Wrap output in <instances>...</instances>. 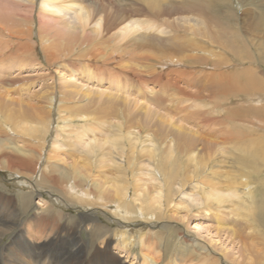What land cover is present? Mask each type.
<instances>
[{"label":"bare ground","instance_id":"obj_1","mask_svg":"<svg viewBox=\"0 0 264 264\" xmlns=\"http://www.w3.org/2000/svg\"><path fill=\"white\" fill-rule=\"evenodd\" d=\"M238 2L239 6H233L232 0H0V64L18 55H41L48 71L40 78L44 82L48 75L56 78L35 93L34 104L13 100L12 92L17 87L30 85V80L22 76L28 71L24 62L15 64L17 74L8 78L7 73V78L0 79V88L2 83L6 89L0 94V168L20 163V167L25 164L24 171L31 167L33 175L37 172L35 166L40 164L44 144L51 135L55 105L65 116L63 120L89 119L81 127L94 128L90 130L93 133H103V124L114 120L117 123L113 125L112 138L102 143L78 138L87 162L62 166V176L52 175L49 164L40 167L36 189L45 190L41 186L42 176L48 173L45 177L55 186L50 192L68 205L82 204L79 208L85 206L87 211L101 208L127 229L130 224H154L148 231L146 227L130 228L132 234L127 235L115 233L84 215L82 221L93 224L92 238L102 239L107 251L95 257L90 255V249H85L86 257H77L83 250L77 246L54 254L48 264H125L110 253L113 240L127 253L136 243L149 247L165 242L170 246L175 240L193 258L195 254L206 255V248L167 224L174 221L168 211L180 191L221 162L216 159L218 152L226 154V163L241 171L235 177L240 188L229 196L244 194L252 199L254 209L244 218L255 223L264 251V76L255 65H264V2ZM252 49L256 56L250 53ZM76 62H84L83 70L86 67L88 79H95L96 89L66 80L64 69L75 68ZM61 67L64 69L60 71ZM12 69L8 66L5 70ZM106 79L117 82L104 88L100 84L106 83ZM123 80H130L131 85L123 84ZM194 83L202 85L197 92L191 90ZM44 100L50 106L51 118L42 111ZM8 101L19 104V114L9 111ZM174 116L198 122L197 126L205 130L177 124L173 122ZM19 128L31 137L33 144L40 146L37 155L32 153L33 148L27 151L13 144L12 138L20 136ZM142 133H146L147 141L142 139ZM139 142L150 144L145 149L156 176L153 190L141 191L139 185H134L131 166ZM108 143L112 150L120 151L116 154L124 158L122 162L116 161L115 156L98 158L97 149ZM127 145L130 153L126 151ZM53 147L57 148V144ZM202 149L205 152L200 153ZM95 166L101 168L97 173H93ZM8 172L15 178L22 177L12 170ZM205 179L197 180V184H203ZM58 182H64L63 186H58ZM203 189L190 203L212 200L222 204L228 199L219 192L206 193ZM33 195L24 194L22 201ZM44 202L47 206L45 199L38 202L43 203L41 214L56 219ZM162 220L165 222L157 229ZM8 223V219L0 217V230L5 233L11 228L13 235L17 234L18 228ZM37 233L46 234L42 230ZM38 247L27 240L3 246L0 264H40L44 246H40L39 252ZM244 260L264 264V255L258 251L254 258ZM141 264L168 263L148 252L142 255Z\"/></svg>","mask_w":264,"mask_h":264},{"label":"rangeland","instance_id":"obj_2","mask_svg":"<svg viewBox=\"0 0 264 264\" xmlns=\"http://www.w3.org/2000/svg\"><path fill=\"white\" fill-rule=\"evenodd\" d=\"M257 1L264 2V0ZM232 5L239 6L240 3L238 0H232ZM250 53H253L254 56H256L253 49L250 50ZM12 60L9 62L4 60L0 64V79L7 78L5 76L7 73L10 74L8 75V78L17 74L18 71L16 72L15 70L17 68L15 64H22L24 62L25 69L28 71L26 73L24 72L22 76L25 80H30V85H21V87H17V89L12 92L15 95L13 100H29L33 104L37 103L35 101L36 99H33L36 95L35 93L41 91L42 88L48 84H52L56 78H51V76L48 75L45 82L40 78V76L44 75L45 71H48V65L43 61L44 59L41 55L39 57H34L32 55L21 57L18 55ZM76 63L77 66L75 68L70 67L68 70L63 67L60 68V71L62 69L65 70L63 71L67 76L66 80H72L80 85H85V87L90 86L92 89H96V84L93 83L95 79H93V77L92 79H88L89 74L87 75V73H85L87 71L86 67L83 70L84 62ZM255 65L258 66L260 72L264 76V65ZM8 66L13 67L12 71L5 70ZM70 71H72V73H69ZM106 77L108 76L106 75ZM105 82L107 84L102 83L100 85L104 88H108L110 85L114 86L117 81L115 79H111V81L106 79ZM130 83V80H123V84L128 85ZM193 86L194 87L191 88V90L193 92H197V90L201 89L200 86L202 85L200 83H194ZM5 90L6 89L1 83L0 94H2V91ZM133 91L136 90H130V92ZM135 95L139 96L136 92ZM14 101L7 102L8 109L10 112H16L19 114V104L14 103ZM42 104L44 105V109L42 111H44L48 117L51 118L52 116L54 123L51 126L52 128H50L51 135L49 136V141L44 144L45 148L43 149V156L40 164L35 166L34 171L37 170V172L33 175L31 167L29 170L24 171L23 168L25 167V164L20 167V163H14L11 167L0 168V217L5 218V220L8 219V225L10 227L12 226L18 228L16 231L20 234L19 235L17 233L13 235L14 230H11V228L8 231L4 230L5 233H3V230H0V252L3 249V246L11 247L27 240L30 243L35 245L37 244V246H39L38 252L40 250V246H44L41 248L42 250L40 252V256L43 259V262L41 261L40 264H48L52 261L54 254H62L64 251L73 249L77 246L83 247L82 252L77 255V257L85 258V252L87 249H90V255L98 257L101 253L107 251V248L103 243H101L102 239L95 241L92 238L91 233L94 230L93 224L82 221V217L84 215H90L96 222H100L101 224L114 229L115 233L120 231V233L125 232L127 235L132 234L130 230L145 228V224H130L128 228L131 229L129 230L126 228V225L120 224L119 221L112 217L109 212H105L101 208L95 207L87 211L85 210V206L79 208L82 204H78V206L76 204H73V206L70 204L68 205L65 200L58 198L59 195L52 194L50 192L49 189H52V187L55 186H53L45 177H48V173L42 176L43 184L41 186L45 189L43 192H39L36 189V187L39 186L38 184L36 185V179L38 177V170L43 165L49 164V169L52 175L54 173L56 176H62V170H60L62 166L65 167L66 165H70L74 162H87L89 159H86V153L82 152V149L84 148L82 147L83 145L80 144L78 138H83V140L87 142L90 139H97V141L102 143L107 138H112L113 125L117 122L109 120L103 124V133L98 131L93 133L90 130L94 128L87 129L81 127L84 121H89V119L77 118L74 121L71 119L63 120V117L65 116L60 114L59 108L57 110L56 105L53 109V114L49 116V104L46 100L42 101ZM57 113H59V115ZM173 122L185 125L192 130H205L201 125L197 126L198 122L184 121L177 116H174ZM18 132L20 136L12 138L13 144H15V146L18 145L20 147H24L27 151H30L31 148H33L34 150H32V153L37 155L40 151V146L38 144H33L31 137L22 133L21 128L18 129ZM141 136L143 140L146 139L147 141L148 137L146 133H142ZM61 143H65V146L60 147ZM56 144L57 148L54 149L53 146H56ZM102 145L97 149L99 159L101 156H108L109 159L110 156H115L116 161L122 162L124 160V158H119V156H117L116 153H119V150H112L113 148L111 144L108 143L106 145ZM127 146L128 149H126V151L130 153L132 150L129 145ZM149 146V142L140 143V146L135 153L136 158L133 160L134 164L131 166L135 172L134 185H139L141 191L144 188L153 190V186L156 182V176L150 162V157L145 149ZM142 148H144V150H142ZM7 151L8 154L12 153L11 150ZM111 152L114 154H111ZM202 152H205V150H200V153ZM50 156L54 158L51 161L49 159ZM216 157V159L221 162H217L216 165L214 164L215 167L212 168V172L210 171L211 169H208L207 172L203 174V178L199 177L197 179L198 181H201L206 178L205 181H203L204 185L200 184V186L197 184V180H193L185 189L179 192L177 198H175L172 204V208L168 211L169 216L174 221L167 223L170 226L178 228L182 231L183 236L190 238L192 242L194 241L202 248H206L210 255L206 252V255L195 254V258H193V255H188L187 252L184 251L183 244L177 246L175 240L171 241L170 246L165 244V242H157L149 247L140 246L136 243V245L133 246L128 253L126 250L119 249L118 245H116V240H113L110 242V253L116 255L120 260L124 261L125 264H141L142 255L144 253L148 254V252L154 256L156 255V257H161L162 260H165L168 264H185V262H189V264H251L247 263L249 260L246 261L244 258H254L257 256L258 251L264 255V251L259 245L261 239L258 238V233L254 229L255 223L253 221H246L244 218L246 213L254 209L252 199L244 194H242L241 197L229 196L234 189L240 188V184L235 182V177L239 176L241 171L237 166L233 167L232 165L226 163V160L228 159H226V154L218 152ZM25 159L27 160L28 158ZM30 164H33L32 161H30ZM110 164H112L111 161ZM96 167L97 166H95L93 173H97L101 170V168ZM11 170L20 174L22 177L15 178L10 175L8 171ZM92 176L94 175L92 174ZM108 176L112 177L113 175L109 174ZM213 177H216V179H213ZM63 183L64 182H58V186L62 187ZM201 189L206 190V193L219 192L223 194L224 197L228 196V199L222 204H218L212 200H209L205 204L204 202L199 203L198 201L190 203L192 199L195 200V198H198V193ZM30 192L34 195L31 198L28 196L27 200L23 202L22 196ZM263 193H257V195H261ZM29 199H31L30 204ZM43 199L47 201V206H45L44 202V207L46 208L49 206V212H51L52 216L56 219H48L41 214L43 203L42 205H38V202L41 203ZM52 200L56 202L54 203ZM242 201L244 203L247 202V204H244ZM130 216L132 215L130 214ZM40 218L42 219L41 221H39ZM1 221H3V219ZM164 222V220L159 221L156 228L158 229L161 226L160 224ZM147 224L148 225L145 230L148 231L154 224ZM37 229L45 231L46 234L40 235L37 233ZM33 230L36 233H33ZM50 230H52V233ZM179 240L181 241L182 239ZM94 242L96 244L93 249L92 245ZM57 243L58 246L56 247ZM166 246H168V248L165 251L164 248ZM208 246H210V248ZM5 255H7L6 252ZM206 256H210V259H206Z\"/></svg>","mask_w":264,"mask_h":264}]
</instances>
